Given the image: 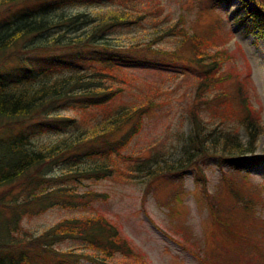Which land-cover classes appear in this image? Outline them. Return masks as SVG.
Here are the masks:
<instances>
[{
    "label": "trees",
    "instance_id": "16d2710c",
    "mask_svg": "<svg viewBox=\"0 0 264 264\" xmlns=\"http://www.w3.org/2000/svg\"><path fill=\"white\" fill-rule=\"evenodd\" d=\"M68 1L0 0V7L13 6L0 17V64L12 58L15 61L14 67L0 71V264H83L84 260L92 264H148L117 223L102 212L63 217L35 234L21 224L23 216L38 215L50 207L85 208L93 194L82 201L76 199L82 195L66 182L109 177L122 171L121 163L129 171L153 179L163 175L175 182L182 178L185 169L173 170L169 163L162 168L167 156L159 151L154 153L156 157L124 152L161 94V88L155 85L154 89L147 80L145 87L153 92L142 95L141 103L115 106L114 99L132 87L134 75L124 68L134 60L140 66L149 62L160 67L187 61L182 71L194 84L197 103L204 102V107L240 120L245 140L233 132L220 133L218 126L209 128L207 119L191 111V127L182 150L193 155L194 162L201 156L221 164L222 181L235 194V201L225 204L224 221L218 214L222 205L218 187L213 194L205 189L211 196L208 202L218 207V223L231 236L239 237L238 261L233 264H261L259 258L253 261V242L243 238L248 233L243 229L260 226L263 219L255 211L264 197L261 187L247 184L249 177L244 172L259 161L254 151L264 129L250 100L248 79H237L230 87L224 83L219 69L226 50L216 48L205 29L189 31L184 24L176 27L178 23H174L165 34H177L178 42L171 48H156L153 55L162 56L148 58L145 47L123 46L107 36L114 27L138 21L141 14L117 8L69 12L62 8ZM206 1L214 6L216 1L232 0H196V16L208 7ZM252 1L254 6L249 8ZM242 8L240 20L245 26L264 33V0H240L237 9ZM211 27L222 35L216 24ZM212 47L216 49L212 51ZM141 51L146 55L133 58L132 52ZM40 54H46L45 58ZM70 105L79 109L78 114L58 111ZM129 121L130 125L124 126ZM50 128L64 133L44 142L29 138L33 132ZM57 161L61 166L52 167ZM15 185H20L17 192L12 191ZM67 239L77 244L61 248L60 242Z\"/></svg>",
    "mask_w": 264,
    "mask_h": 264
},
{
    "label": "rangeland",
    "instance_id": "374dc122",
    "mask_svg": "<svg viewBox=\"0 0 264 264\" xmlns=\"http://www.w3.org/2000/svg\"><path fill=\"white\" fill-rule=\"evenodd\" d=\"M206 2L208 7L198 16H196L198 12L196 0H100L97 2L69 0L62 8L69 12L88 13L106 12L117 8L125 9L133 15L141 14L138 21L114 27L107 36L109 40L120 41L119 44L123 46L133 44L145 47L144 50L149 53L148 58H151L153 55L151 51L156 48H171L178 42L177 34L170 35L169 31L165 34V30H169L174 23H178L176 27L184 24L189 31L193 28L200 31L205 29L208 37L216 42L214 44L216 48L220 50L222 47L226 50L219 75L229 87L235 85L234 81L237 79L242 80L244 77L248 79L251 103L260 114L264 126V33L257 28L249 29L245 26V22L240 20V14L244 12L243 8L240 11L237 9L240 0H232L229 3L216 1L214 6H210L209 1ZM3 6L0 7V17L13 8V6ZM248 6L249 8L254 6V2H249ZM213 24L220 28L218 30L223 36H220L218 31L213 32L211 27ZM148 42H150L149 46ZM216 48L212 47L211 50ZM132 53L133 58H136V55L142 57L146 55L144 51ZM40 55V58L46 56V54ZM153 56L160 57L162 54ZM13 60L12 58L2 62L0 71L14 67ZM187 64L186 61L184 65L179 63L160 67L147 62L145 66H140L134 60L124 68L128 74L134 75L132 87L114 99L116 107L117 104L128 107L131 104L141 103L142 95L153 92L148 86L145 87L147 80L154 85V89L155 85L161 88V94L156 98L159 104L157 103L158 105L156 104L157 106L155 105L150 113L144 115L141 127L132 135L124 152L147 156L159 151L167 156L165 162L160 159L163 162V169L167 163L173 170L185 169L186 172L182 173V176L179 174L181 179L174 182L170 178L162 177L163 175L153 179L136 170L129 171V168L121 163L119 168L122 171H114L109 177L97 180L84 179L83 182L76 184L70 180L66 182L72 184L76 193L82 195L76 199L82 201L93 194L92 202L85 208L50 207L38 215L23 216L22 227L35 234L63 217L102 212L117 223L126 238L133 243L138 255L148 264L236 263L238 260L235 253L239 237L231 236L232 234L218 223L215 218L218 207L216 203L208 202L211 196L205 191L206 189L213 194L218 187L217 198L222 202L218 214H221L220 217L224 221L227 215V203L235 201V194L222 181L221 164L198 156L195 162L200 163L197 165L192 160L193 155L187 156L188 154L182 149L184 136L191 127V119H189L191 111L207 119L209 128L218 126L221 129L220 133L233 132L243 140L246 139V133L240 125V120L234 115L222 116L223 113L220 111L204 107V102L197 103L194 84L189 82V77L182 71V66ZM228 73L230 74L226 78ZM67 107H61L58 111L64 114H78L79 109L76 106ZM130 123L131 121L124 126ZM10 131L13 132V129ZM63 133L50 128L38 133L33 132L29 134L31 135L29 138L44 142L55 139ZM254 154L259 157V161L244 172L249 177L247 184L249 186L255 184L256 188L261 187L264 196V129L259 134ZM60 166L61 162L57 161L52 167ZM19 187L20 185H15L12 191L17 192ZM251 197L257 200L254 193H251ZM262 201L259 209L257 205L255 211L256 215L258 216L259 212L263 219L260 226L254 225L256 227L254 230L250 227L243 229L248 232L243 238H249L256 248V252L252 254L253 261L259 258L261 264H264V197ZM76 244V240L67 239L60 242V247L66 248ZM83 264L92 263L84 260Z\"/></svg>",
    "mask_w": 264,
    "mask_h": 264
}]
</instances>
